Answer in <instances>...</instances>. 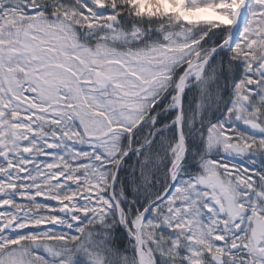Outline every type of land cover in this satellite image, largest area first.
Listing matches in <instances>:
<instances>
[{
  "label": "snow or ice",
  "instance_id": "6c2138e0",
  "mask_svg": "<svg viewBox=\"0 0 264 264\" xmlns=\"http://www.w3.org/2000/svg\"><path fill=\"white\" fill-rule=\"evenodd\" d=\"M0 264H264V0H0Z\"/></svg>",
  "mask_w": 264,
  "mask_h": 264
}]
</instances>
